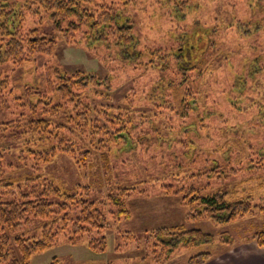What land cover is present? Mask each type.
Instances as JSON below:
<instances>
[{
  "label": "trees",
  "instance_id": "1",
  "mask_svg": "<svg viewBox=\"0 0 264 264\" xmlns=\"http://www.w3.org/2000/svg\"><path fill=\"white\" fill-rule=\"evenodd\" d=\"M138 1L120 0L117 4L106 0H0V64L11 62L20 66L40 54L51 55L55 51L57 43L43 29L41 17L37 22L40 26L22 27L25 12L33 14L40 9L64 44L102 45L109 52L114 51L123 63L133 64L141 75H152L156 70L148 90L131 86L115 102L109 77L79 68L46 66L43 87H25L27 114L0 121V130L21 129L19 133L24 135L25 144L28 143L27 154L36 160L34 167L49 165L58 154L70 156L75 165L83 167L86 163L92 164L89 159L91 155L96 156L93 153L96 150H103L101 160L108 165L122 151L147 150L151 146L169 148L174 144L172 137L176 139V136L171 135L169 140L166 135L170 129L177 128L183 134L185 161L175 149L169 148L171 151L162 160V168L169 167L178 174L181 166L188 167L197 161L195 156L200 149L195 150V141L199 138H204L200 140L204 145L201 146L207 150L203 164L195 172L183 175L180 185L161 184L164 194L179 196L186 208V218L226 224L244 216L264 217V137L257 139L256 133L248 132L246 138L237 140L234 137L239 126L228 119L241 110L239 93L244 89V81L238 77L233 86L236 97H229L230 115L219 110L212 98L206 100L207 95L200 88L206 74L213 71V61L225 54V46L217 37V25L188 27L185 19L191 0H162L171 7L161 17L163 29H179L183 39L151 46V43H142L136 31L131 9ZM249 4L253 13L264 10V0H249ZM174 18L180 21L174 24ZM234 22L232 26L242 27L247 33L249 25L256 28L264 24V15L255 21L250 15L246 21ZM225 57L228 59L226 54ZM8 82L6 76L0 79V88ZM260 115L264 131V107ZM172 122L178 124L173 127ZM71 123L90 147L84 148L69 137L77 135L69 128ZM248 128H243L244 132ZM216 129L220 130L218 134ZM112 154L115 157L111 158ZM2 159L0 152V180L12 187L15 181L4 175ZM202 176L230 182L214 191H209V183L183 184V179ZM21 181L18 185L25 186L31 177L26 175L17 182ZM38 183L39 186L29 185L30 189L10 201L0 200V264H29L33 254L54 245L59 235L71 244L86 241L90 248L104 249L105 237L94 234L108 225L105 206L107 203L113 206L109 212L115 219H128L126 199L137 190L134 186L118 185L97 203L85 197L86 186L61 187L47 176ZM30 223L35 224L31 225L32 231L27 226ZM148 237L146 255L156 262L165 261L181 247L214 241L211 233L187 228L183 223L154 228ZM248 239L264 247V230L254 232ZM226 240L220 239L229 243ZM210 256L209 252H198L189 256L187 264H203ZM48 264H60V260L55 256Z\"/></svg>",
  "mask_w": 264,
  "mask_h": 264
},
{
  "label": "rangeland",
  "instance_id": "2",
  "mask_svg": "<svg viewBox=\"0 0 264 264\" xmlns=\"http://www.w3.org/2000/svg\"><path fill=\"white\" fill-rule=\"evenodd\" d=\"M106 1L120 4V0ZM161 1L139 0L136 6H131V12L136 19V31L140 35L142 43H151V46H154V44L183 39L179 29H171V31H168L166 27L163 29L161 17L164 13L168 14L171 7L165 3L166 1ZM161 5L162 8H160ZM252 9L249 0H191V8L185 19L188 27L199 24L211 28L217 25L218 40L222 41V45L225 46V54L228 56L227 59L225 54H222L219 59L213 61V71L206 74L205 81L200 84V88L207 95L206 100L209 97L212 98L217 103L219 110L228 112L230 115L232 111L229 108V97H236L233 86L237 84L238 77L244 81V89L242 93H239L241 110L237 113L235 111V115L231 114L228 117L239 126L234 137L237 140L246 138L248 132L256 133L257 139L264 137L261 127L263 125L262 116L260 115L261 109L264 107V24L256 28L249 25L250 30L247 33L243 32L242 27L232 26V24H236L235 20L246 21L250 15L252 21L262 18L264 10L253 13ZM141 11L142 14H140ZM150 16H152L151 19ZM23 17L22 27L24 29L40 26L41 24L37 22L41 17L43 29L47 30L55 39L57 46L51 55L40 54L33 61L25 62L20 66L11 62L0 64V79L6 76L9 81L6 87L0 88V121L15 119L21 113L27 114L25 87L42 88L46 66L58 65L66 69L79 68L98 76L109 77L115 91V102L120 101L131 86L140 91L148 90L156 76V70L152 72V75L147 73L141 75L133 64L123 63L119 57L116 58L114 51L109 52L102 45L87 47L83 43L64 44L55 26L48 24L44 12L40 9L33 14L25 12ZM179 21L174 18L173 23L176 24ZM99 100L96 102L98 103ZM177 124L172 122L173 127ZM69 128L73 130V123L69 125ZM243 128L248 129H245L244 132ZM20 130H0V152L3 154L4 175L15 181L10 187L4 185V182L0 180V200L10 201L20 192L30 189L29 185L37 184L39 186L38 182L46 176L61 187L72 189L75 186H86L88 191L85 197L97 203L104 200L109 191L118 185L134 186L137 189L126 199V206L130 212L128 219H115L109 212L113 206L108 203L105 206L108 225L100 229L99 234H94L105 237L104 249L90 248L86 241L71 244L66 241L63 235H59L58 241L54 245L33 254L29 264H48L55 256L59 258L60 264H187L189 256L198 252H209L210 255L218 252L224 243L220 239H227L226 242L234 244L250 238L256 231L264 230V217L261 215L244 216L226 224L204 218L188 219L186 218V208L180 203L179 196L164 194L161 189L162 183L170 182L178 186L182 183L180 179L183 175L195 172V169L203 164L204 158L207 157V150L201 146L203 144L200 140L204 138L195 141L197 142L195 150L200 149L198 156H195L198 160L188 167L181 166V170L177 174L175 171L171 172L169 167L162 168V160L171 151L169 148L175 149L178 157L185 161L184 149L181 145L183 134L178 133L177 128L170 129V134L166 135L169 140L168 137L171 135L176 136V139L172 137L174 144L169 148L151 146L147 150L137 148L135 151H122L116 157L114 154L110 155L111 158L113 156L115 158L108 165H105L101 160L103 150L93 152L92 149L96 156L91 155L89 160L92 164L86 163L83 167L75 165L72 158L66 154H58L49 165L41 164L34 167L33 164L36 160L27 154L28 143L25 144L24 135L19 133ZM216 131L217 134L220 132L218 129ZM72 132L77 135L76 137L74 134L69 135L71 139H76L79 145L84 148L90 147L87 140L81 138L77 131L73 130ZM248 141L253 142L252 139ZM166 145L165 143L164 146ZM167 170L168 172H166ZM26 175L31 177V181L20 187L18 184H21L22 181H17L22 180ZM229 182V180L224 181L223 178L218 179L214 176L183 179V184L186 186L209 183L211 188L209 191H214L218 187H226ZM142 190L145 192H139ZM257 196L258 194H256ZM257 201L255 199V202ZM36 222L33 223L36 224ZM33 223L27 225L30 231H32L31 225H35ZM179 223H183L187 228H198L203 232L211 233L214 236V241L195 247H181L162 262H156L147 256L146 246L147 241H150L149 231Z\"/></svg>",
  "mask_w": 264,
  "mask_h": 264
},
{
  "label": "crops",
  "instance_id": "3",
  "mask_svg": "<svg viewBox=\"0 0 264 264\" xmlns=\"http://www.w3.org/2000/svg\"><path fill=\"white\" fill-rule=\"evenodd\" d=\"M203 264H264V247L252 239L224 243Z\"/></svg>",
  "mask_w": 264,
  "mask_h": 264
}]
</instances>
